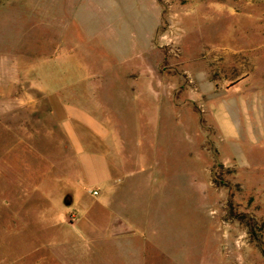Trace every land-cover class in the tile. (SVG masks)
Instances as JSON below:
<instances>
[{"label":"rangeland","instance_id":"374dc122","mask_svg":"<svg viewBox=\"0 0 264 264\" xmlns=\"http://www.w3.org/2000/svg\"><path fill=\"white\" fill-rule=\"evenodd\" d=\"M101 1L0 8V264H264V0ZM73 106L125 143L92 237L82 163L41 144Z\"/></svg>","mask_w":264,"mask_h":264},{"label":"crops","instance_id":"0c3cea01","mask_svg":"<svg viewBox=\"0 0 264 264\" xmlns=\"http://www.w3.org/2000/svg\"><path fill=\"white\" fill-rule=\"evenodd\" d=\"M9 1L11 0H0V8L9 4ZM102 2L103 0L101 3ZM102 18H104V16H102ZM159 22L160 10L159 19L154 31ZM103 24L104 23H101L102 26ZM105 27L108 26L105 24ZM126 74L133 75L131 72H127ZM139 97L142 96L139 95ZM134 100H136V98H134ZM123 112H126L125 108L122 109V113ZM111 115L112 114L104 110L98 114L93 111L92 113L83 111L73 106L68 107L62 115L53 116L55 119V126L51 125V128L44 126L46 134L42 137L41 144H68V149L76 154L77 159H79V162H81L84 167V175L90 181V187L85 192H78L76 194L70 193L71 196L69 200L64 201V204L65 202H70L69 204H65L66 206H72L77 203L81 208L80 210H74V214L76 215L75 218H78L77 222L82 234L87 237H92V234L96 232L98 228H103L101 224L106 217V213H109L106 206H112L114 204L113 198H116V196L114 197L113 195L119 191L117 200H124L128 195V191L131 189V187L127 185L129 176L126 175L125 171L119 174L116 179L110 176L111 168H115L116 166H113V164L109 162V156L111 155L109 151L115 150L116 147L119 148V144H125L122 142V138L111 119ZM33 141L29 140L26 144H33ZM123 148L122 145L121 150H123ZM94 149L102 150L103 153L101 151L95 153L93 152ZM92 180L95 182L93 186ZM101 184H106V186L103 187L104 189H101ZM92 190H96L98 193L93 195L91 193ZM111 191L112 193H110ZM116 205H118V203ZM100 213L105 214L104 216L102 215L103 218H100ZM119 220L121 221L122 219L120 218Z\"/></svg>","mask_w":264,"mask_h":264},{"label":"built area","instance_id":"2783aa9c","mask_svg":"<svg viewBox=\"0 0 264 264\" xmlns=\"http://www.w3.org/2000/svg\"><path fill=\"white\" fill-rule=\"evenodd\" d=\"M91 193H92L93 195H96L98 192H97L96 190H92ZM73 217H76V215L73 214Z\"/></svg>","mask_w":264,"mask_h":264},{"label":"water","instance_id":"95a60500","mask_svg":"<svg viewBox=\"0 0 264 264\" xmlns=\"http://www.w3.org/2000/svg\"><path fill=\"white\" fill-rule=\"evenodd\" d=\"M70 202H65V204H69Z\"/></svg>","mask_w":264,"mask_h":264}]
</instances>
